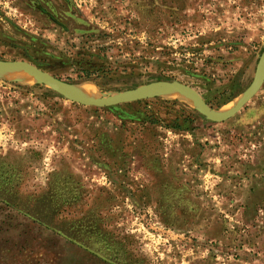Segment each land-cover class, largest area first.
<instances>
[{"label":"rangeland","instance_id":"obj_1","mask_svg":"<svg viewBox=\"0 0 264 264\" xmlns=\"http://www.w3.org/2000/svg\"><path fill=\"white\" fill-rule=\"evenodd\" d=\"M28 43L87 99L175 81L221 112L264 0H0V60L33 64ZM25 74H0V264H264V81L214 123L173 90L84 106Z\"/></svg>","mask_w":264,"mask_h":264},{"label":"water","instance_id":"obj_2","mask_svg":"<svg viewBox=\"0 0 264 264\" xmlns=\"http://www.w3.org/2000/svg\"><path fill=\"white\" fill-rule=\"evenodd\" d=\"M13 70H20L24 73L31 74L39 83L48 86L63 98L84 106L114 107L120 104L144 99L156 91L173 90L172 92H177L191 98L205 120L214 123H221L238 113L240 109H242L244 105L249 102L259 91L264 81V53L260 59L257 72L250 86L238 98L232 107L223 112L215 111L214 109L210 108L202 99L200 94H198L194 89L175 81H154L150 84L141 85L134 89L117 93L114 96L87 99L80 91L75 90L71 85L42 71L34 64L26 61L0 60V74L5 71Z\"/></svg>","mask_w":264,"mask_h":264},{"label":"bare ground","instance_id":"obj_3","mask_svg":"<svg viewBox=\"0 0 264 264\" xmlns=\"http://www.w3.org/2000/svg\"><path fill=\"white\" fill-rule=\"evenodd\" d=\"M1 75L5 78H14V79H22V80H29V76L26 75L24 72L20 71V70H13V71H5L2 72ZM31 75V74H30ZM32 77V76H31ZM78 90V89H77ZM79 91L85 95L88 96L90 94H93L92 90L89 87L86 86H82L81 88H79ZM225 111V110H224ZM223 112V111H221Z\"/></svg>","mask_w":264,"mask_h":264},{"label":"trees","instance_id":"obj_4","mask_svg":"<svg viewBox=\"0 0 264 264\" xmlns=\"http://www.w3.org/2000/svg\"><path fill=\"white\" fill-rule=\"evenodd\" d=\"M36 44L35 43H28L27 44V47L29 48V49H31V50H33L34 52L32 53L33 55H31L30 54V56L28 57V59H29V61H32V63L34 64V65H36L37 67H40L39 66V62H41L42 60H40L38 57H37V55H38V52H37V49H36V46H35ZM36 49V50H35ZM27 52L29 51V50H26ZM45 54V53H44ZM45 55H52V54H45ZM99 71H102V70H99ZM105 72V71H104ZM87 75H89V74H87ZM163 77H159V78H157V79H162ZM79 80L81 79V78H78Z\"/></svg>","mask_w":264,"mask_h":264}]
</instances>
